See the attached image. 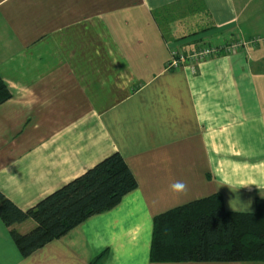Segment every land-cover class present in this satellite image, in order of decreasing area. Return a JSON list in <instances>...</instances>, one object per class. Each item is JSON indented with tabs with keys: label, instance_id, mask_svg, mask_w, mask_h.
I'll return each mask as SVG.
<instances>
[{
	"label": "crops",
	"instance_id": "obj_1",
	"mask_svg": "<svg viewBox=\"0 0 264 264\" xmlns=\"http://www.w3.org/2000/svg\"><path fill=\"white\" fill-rule=\"evenodd\" d=\"M253 38H264V0H0L11 94L0 105V193L29 209L113 153L136 181L116 206L26 257L0 220V264L100 254L98 264H154L155 216L215 194L233 211L235 185L253 212L264 198V46L166 68L172 49ZM175 182L186 188L172 191Z\"/></svg>",
	"mask_w": 264,
	"mask_h": 264
},
{
	"label": "trees",
	"instance_id": "obj_2",
	"mask_svg": "<svg viewBox=\"0 0 264 264\" xmlns=\"http://www.w3.org/2000/svg\"><path fill=\"white\" fill-rule=\"evenodd\" d=\"M11 98L0 78V105ZM136 188L120 153H113L84 173L22 210L0 193V220L21 256L59 239L93 215L116 206ZM35 227L19 234L12 227L26 220ZM98 255L90 264H98ZM149 261L154 264H264V198L253 212L228 211L220 195L173 208L152 220Z\"/></svg>",
	"mask_w": 264,
	"mask_h": 264
},
{
	"label": "built area",
	"instance_id": "obj_3",
	"mask_svg": "<svg viewBox=\"0 0 264 264\" xmlns=\"http://www.w3.org/2000/svg\"><path fill=\"white\" fill-rule=\"evenodd\" d=\"M257 45L264 46V38H253L249 41L238 39L232 43L222 46L206 44L188 53L172 49L170 51V60L167 63L166 68L171 70L193 68L194 66L200 65L203 62L211 60L217 56L229 55L238 52L241 48L248 46L255 47Z\"/></svg>",
	"mask_w": 264,
	"mask_h": 264
},
{
	"label": "clouds",
	"instance_id": "obj_4",
	"mask_svg": "<svg viewBox=\"0 0 264 264\" xmlns=\"http://www.w3.org/2000/svg\"><path fill=\"white\" fill-rule=\"evenodd\" d=\"M221 185H223V184H221ZM229 187H230V189H231V191L233 193V198H231L229 200L230 208L234 212H237V211L249 212L250 202L249 203L242 202L241 199H240V195H239V189L244 187V186L243 185H235V186H229ZM170 188H171L172 191L180 192V191H183L186 188V185L183 184L182 182H175V183L170 185Z\"/></svg>",
	"mask_w": 264,
	"mask_h": 264
}]
</instances>
